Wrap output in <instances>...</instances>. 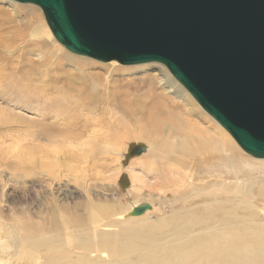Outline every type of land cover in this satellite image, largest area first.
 Here are the masks:
<instances>
[{
  "label": "bare ground",
  "instance_id": "1",
  "mask_svg": "<svg viewBox=\"0 0 264 264\" xmlns=\"http://www.w3.org/2000/svg\"><path fill=\"white\" fill-rule=\"evenodd\" d=\"M44 32L37 27L30 33L40 43L21 49V65L0 67V76L5 79L25 77L34 82L39 78L40 82L35 81L43 85L48 79L52 82L49 88L16 83L3 90L8 106L37 111L40 118L29 122L2 115L0 127L10 134L15 122L24 124L16 131H22L34 147L59 143L71 146L74 152L66 160L60 155L62 148L56 146L49 156L40 153L31 158V170L41 176V182L34 184L35 192L40 195L45 190L49 198L48 217L40 219L41 223L17 217L20 221L11 225L1 219L5 218L2 212L0 264H264V159H260L261 165L251 166L240 158L235 141L203 120L196 121L191 103L178 99L165 83L167 96L154 93L155 100L148 103L126 85L111 86L115 83L111 76L106 79L94 73L89 74L96 80L93 86L83 75L81 83L71 80L60 90L54 83L60 76L54 70L69 62L84 69L89 64L61 55ZM9 44L0 38V58L2 47L5 55L15 51L17 45ZM34 53L38 60L31 58ZM17 88L19 93L7 95ZM137 118L155 135L153 140L145 136L157 158L150 172L161 181L162 204H170L172 209L169 216L163 213L166 218L154 222L147 219L155 209L151 195L143 202L151 201L152 209L132 216L135 206L125 210L117 202L96 199L89 189L90 163L112 152V146L122 139L126 122ZM116 161L120 166L119 156ZM63 172L69 174L64 175L66 184L84 185L82 212L75 207L77 203L71 208L58 201L55 184L63 181ZM118 177L108 180L116 183ZM132 184L137 193L145 187L136 177Z\"/></svg>",
  "mask_w": 264,
  "mask_h": 264
},
{
  "label": "water",
  "instance_id": "2",
  "mask_svg": "<svg viewBox=\"0 0 264 264\" xmlns=\"http://www.w3.org/2000/svg\"><path fill=\"white\" fill-rule=\"evenodd\" d=\"M10 1L41 8L54 38L77 56L164 65L237 146L264 159V0ZM151 209L139 205L132 216Z\"/></svg>",
  "mask_w": 264,
  "mask_h": 264
},
{
  "label": "rangeland",
  "instance_id": "3",
  "mask_svg": "<svg viewBox=\"0 0 264 264\" xmlns=\"http://www.w3.org/2000/svg\"><path fill=\"white\" fill-rule=\"evenodd\" d=\"M37 27H40L43 31L45 30L44 33L48 36L46 37L47 39H45L51 43L54 49H58V52L60 50L59 53H61V55H64L66 58H71L75 61H85L87 64H89V67L84 69L80 66H77L73 62H69L66 66L61 67L58 70H54L53 72H57V75L60 76V79L54 82L60 86V90H63L67 83H69L71 80H74L77 83L80 81L81 83L83 75L89 77L88 82H86L87 84H91L93 86L92 83L96 82V80L90 78L89 74L92 75L94 73L96 75H103V77L106 79L108 76H111L112 80L115 81V83L111 86L115 84L118 86H120V84L121 86L126 85L125 87L130 89V91H133L132 93L135 92L137 96L145 99V101L148 103L151 102L152 99L155 100L154 93L167 96L168 93L166 92L163 84L165 83L170 89H172L173 92H175V95L178 97V99L181 100L182 98L185 101L188 100L189 103H191L189 106L197 112V116L194 117L196 121L200 122V119L203 120L207 123L206 125L209 124L211 127L225 132L227 137L233 140L230 134L224 128L218 125L216 121H214V119L197 104L191 94L176 81V79L172 76V74H170L164 65L145 64L143 66L123 67L118 63L103 64L90 58L87 59L77 56L70 51L68 52L54 38L51 30L48 27L47 21H45V17L41 8L36 5H24L15 1L0 0V38L3 41L10 43L9 45H17L16 47H20L19 49L16 47L13 48L15 51L12 54L7 55H5V48L2 47L1 50H3V55L2 58H0V67L7 64L9 68H12L16 63L21 65L22 59L19 58V55L22 54V52H20L21 49L23 47H29V44H34V46H36L40 43V40H38L39 43H37L35 38L32 36L30 37V33L37 31ZM16 36H18L17 41H14ZM34 55L32 54L31 58L35 57L34 59L38 60L39 58L36 56L39 57V55H36V53H34ZM15 59L18 60V62H16ZM80 71H83L84 74ZM19 75L17 77L22 76ZM4 79L5 78L0 76V116L4 115V118H9L12 120H15L16 118L28 119L29 122H33L35 119H37V117L40 118V114L37 113V111H23L16 106H8L5 102V96L3 95L4 88L8 86H14L16 83L19 85H30L31 87H34V89L41 88L43 84L39 83V78L35 79L39 82L35 80H32L34 82H31L25 77L16 78L14 80ZM46 81L47 82L45 85H43L44 88L53 86L49 79ZM135 88H137L136 91ZM110 91H113L112 88ZM19 92L20 89L17 88L14 94L7 95L14 96ZM12 115H15V118H13ZM184 117H186V114H184ZM165 121L167 120L165 119ZM143 123L144 122H139V118L135 120L129 119V121L126 122V127L120 142H116L112 146L113 150L108 155H99L96 157V159H94L95 164L93 161L92 164L90 163V166L88 167L90 169L87 170V175H89V177L92 179V184L89 189L96 199L100 198L99 200L106 199L109 202H117L122 205L125 210L128 208V206L130 208L134 206L136 207L138 204L142 205L152 201L151 203L155 209L147 216V219L154 222L157 219H162L166 218V216H169L172 213V209L170 208L169 203V205L162 204L159 188L161 181L159 182L155 178V174L150 172V166L156 164L157 158L153 157L154 151L150 147L145 136H147L148 139L151 138L153 140L155 139V135L149 130H146L150 127ZM14 125L12 126V130H14V132L10 134L6 131V129L0 127V215H2L3 212V216L5 217L1 219L11 225L16 224L17 220H19L17 217L24 221L29 220L34 223H41L42 220L40 219H47L48 217L47 208L49 207H47V204L49 202V198L47 197V192L45 190L42 191L40 195L35 192L34 184L41 182H38V179L41 176L38 173H34L35 171L31 170L34 164L32 165L33 162L30 160L31 158L34 159V157L40 153L49 156V154L56 149V146H58L57 148H62L60 155L63 159L67 160L74 150L69 145L59 146V143L51 145L49 143L47 144V142L40 143L39 145L36 144L37 146L34 147L28 140L25 139V135L24 133L22 134V131H16L18 130L16 129L17 127H19L21 130L24 124H18L15 122ZM235 146H237L236 143ZM135 147L147 148V150L141 156L132 155L131 151ZM237 154L244 161L250 163V165L252 164L251 166H257L261 165L260 163H263L260 162V159H254L252 156L247 154L240 146H237ZM116 156L121 158L120 166H118ZM80 161L84 160L82 159ZM252 169L257 171L259 170V167H253ZM62 170L67 171V169ZM62 170L60 174H62ZM36 174L38 175L35 178ZM65 174L69 175L68 172H63V177ZM117 176L119 177L116 183L108 180L111 177L116 178ZM133 177L143 180L145 183V187L143 188L144 191L142 190L138 193L133 192ZM65 178L66 177L63 178L64 182L61 181L55 184V188L57 189L56 195L59 197L58 201L59 203L70 204L71 208H73L74 203H77V206L75 207H80L79 211L82 212L84 209L83 204L86 201V191L82 189L84 185L81 184L80 186L79 184H75L73 182L71 184H66L65 180H67V178ZM139 187L142 189V186ZM75 193L78 194L75 195ZM79 193L82 195H79ZM147 195H151L153 200H145L144 203L143 199H146ZM138 201L141 202L138 203ZM163 213H165L166 216H163ZM0 234L1 236L4 235V233L1 232Z\"/></svg>",
  "mask_w": 264,
  "mask_h": 264
}]
</instances>
